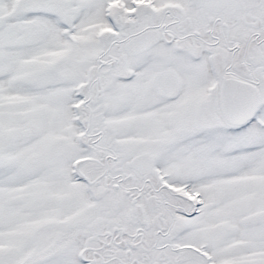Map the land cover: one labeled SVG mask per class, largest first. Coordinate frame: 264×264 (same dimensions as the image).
<instances>
[{"label": "snow or ice", "instance_id": "snow-or-ice-1", "mask_svg": "<svg viewBox=\"0 0 264 264\" xmlns=\"http://www.w3.org/2000/svg\"><path fill=\"white\" fill-rule=\"evenodd\" d=\"M0 264H264V0H0Z\"/></svg>", "mask_w": 264, "mask_h": 264}]
</instances>
